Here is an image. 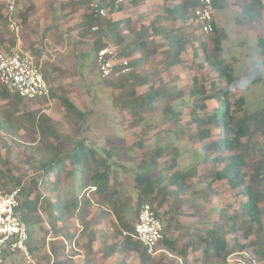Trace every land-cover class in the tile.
I'll return each mask as SVG.
<instances>
[{"label": "trees", "instance_id": "trees-1", "mask_svg": "<svg viewBox=\"0 0 264 264\" xmlns=\"http://www.w3.org/2000/svg\"><path fill=\"white\" fill-rule=\"evenodd\" d=\"M94 1L67 0L60 4L61 9L68 6L70 12L85 9L79 22V35L82 39L86 35L97 34L91 45L92 64L97 66V52L108 46V42L121 46L115 57L131 58L139 55L128 61L127 71L117 73L121 68H115L103 79V85L113 91L112 104L130 116L131 124L139 125L143 121L146 122L148 117L158 115L164 120L169 118L172 120V125L176 126L181 112L174 109L172 102L181 95L176 87L170 88L165 85L159 87L158 84L150 82L148 77L159 76L164 71L169 72L174 66L183 62L181 54L189 39L182 32L178 33V28L183 27L188 21H195L192 13L195 7L194 0H162L161 4L153 8V14L150 13L153 18L150 19L147 14L138 16V28L133 26V21L129 17L111 20L101 17L97 12L98 8L102 7L107 13H111L120 9L121 4L115 7L113 1L96 0L97 8H95L92 5ZM143 1L129 0L132 5H138ZM2 3L5 5L1 2L0 8ZM55 3L56 0H51L50 7L53 8ZM263 8L264 3L261 0H249L243 5L242 13L249 14L251 21L253 17L260 16ZM147 19L148 22L145 23ZM176 23L179 25L177 26ZM214 31H216L215 24ZM217 43L216 41L215 50L220 51L221 48ZM14 44L15 39L12 38L7 47ZM256 44L264 58V38H257ZM161 45L164 48L160 50ZM201 46L199 63L202 65V62H205L214 70L221 85L214 83L209 88H205L203 84L198 88L191 85L188 90L189 95L193 97L192 108L189 110L192 126L188 138L201 143L205 152H202L201 161L185 171L176 169L168 173L178 166L179 156L172 135L174 132L170 133V128L166 136L156 137L151 145L140 140L127 145L110 139L108 145L96 148L94 141H89L85 135V130L88 128L84 123L92 111L78 106L71 97L65 95L61 98L66 115L71 120L72 129L68 132L46 114L18 112L17 107L24 100L0 87L1 97L10 103L3 113L4 119L0 120V130L5 133H15L24 127H31L38 131L37 146L29 145L32 148L28 151L27 159L35 173L34 177H31L25 186H21L19 178L10 176L13 181L10 189L20 185L21 194L24 193L21 198L20 217L27 224L29 246L34 254L37 248L35 244L37 237H34L35 226L40 225L37 223L39 220L36 219V210L40 198L43 197L35 196L33 199L29 197L38 185L43 183L53 195V200L47 198L44 205V208H48L46 212H49L50 227L53 230L57 231L55 226L57 221L65 222L75 218L83 223L86 222L91 207L97 205L102 216H107L109 212L119 223L121 232L127 233L120 248L135 251L140 264H152L151 256L146 253L141 243L133 238V225L141 206L148 203L159 214L158 206L161 207L166 198L171 197L176 200L175 208H177L180 202L177 198L187 192L188 185H191L194 177H199V163L210 162L212 168L209 175L212 179L207 182L208 191L212 181H224L232 190L243 195L244 200L238 211L233 209L229 213L228 206L220 209V222L209 225L204 234L198 237L199 242L203 244L204 256L208 259L225 260L230 253L227 249V234L241 232L244 238H248L255 230L257 233L250 242L256 256L264 259L263 212L260 206L264 202V186H257L258 179H264V155L252 165L249 164L244 152L246 145L242 142L243 138L251 134L250 126L254 121L248 115L238 114L237 111L241 109L243 103L242 97L234 103L228 98L227 83L233 81V73L228 63L224 59L211 58L205 52L204 44ZM150 62L154 63L151 73H139L137 69ZM159 65L161 67H157ZM41 72L49 84L47 71L41 69ZM192 83H197L195 76L192 78ZM145 85L147 86L145 90L141 92L137 90V87ZM50 97H55L54 89L51 87ZM213 98L218 100V105L209 112L206 101ZM46 101V98L38 100L40 103ZM235 105L236 108L232 109ZM177 127L180 128V132H184L186 128L180 124ZM262 128L264 129V125ZM213 130H218L219 136L210 144H206L205 141L212 137ZM176 134L177 132L174 133ZM104 137L108 139L110 134L107 133ZM210 151L215 152L213 157L210 156ZM163 157L165 158L163 166H160L159 159ZM248 166L249 172L246 169ZM131 169L134 173L132 184H129L125 178L128 177ZM3 185L4 181L0 183V188ZM233 243L238 246L236 236ZM159 246L168 252L176 249V243L165 235ZM239 248H244V245Z\"/></svg>", "mask_w": 264, "mask_h": 264}, {"label": "rangeland", "instance_id": "rangeland-1", "mask_svg": "<svg viewBox=\"0 0 264 264\" xmlns=\"http://www.w3.org/2000/svg\"><path fill=\"white\" fill-rule=\"evenodd\" d=\"M161 1L144 0L138 5H132L129 0H125L122 1L120 9L107 13L105 17L111 20L129 17L133 21V26L138 28V16L147 14L150 19L153 18L152 10L156 5L161 4ZM225 1L228 5H223L224 0L222 2L216 0L213 5L216 31L205 35L198 29L195 21H188L183 27L178 28V33L182 32L189 39V43L181 54L183 62L174 66L169 72L164 71L159 76L148 77L150 82L158 84L159 87L165 85L177 88L181 97L173 101L172 104L176 111L181 112V115L176 126L172 125V120L169 118L164 120L158 115L157 117H148L146 122L143 121L139 125L131 124L130 116L112 104L111 93L113 91L110 87L103 85L105 77L101 76L97 66L92 64L91 45L97 34H89L82 39L79 35V22L84 8L73 12H70L68 6L61 9L60 4L67 0H56L53 8L50 7L51 0H16L14 11L8 14L6 6L2 3V8H0V52L5 50L12 38L15 39V43L20 41V45L25 50L33 52L38 63L40 62L41 69L47 71L49 85L55 92V97H50L44 103L24 100L17 107L18 112L46 114L69 132L72 129L71 120L66 115L61 102L63 96H69L78 106L92 111L84 123L88 128L85 130V135L89 141H94L96 148L108 145L111 142L110 139L115 142L121 141L127 145L139 140L151 145L156 137L166 136L170 128V133L177 132L176 135L174 133L172 135L175 145L178 147L179 156L178 166L168 173H172L176 169L185 171L191 165L201 161L204 151L201 143L188 138L191 134L190 126H192L189 110L193 104V97L189 95L188 90L191 85L195 88L201 84L205 88L213 86L214 83L221 85L217 73L210 69L205 62H202V65L199 63L202 52L201 44H204L205 52L211 58L224 59L230 66L233 81L227 83L228 98L234 103L242 97L243 103L237 112L239 115L250 116L254 121L250 126L251 134L242 139L243 144L246 145L244 148L246 160L252 165L264 155V129L262 128L264 125V58L256 44L257 38H264V8L259 17H253L250 21L249 14L242 13V7L247 3L245 0ZM150 13L152 14L150 15ZM9 18L17 23V29L11 27ZM144 22L147 23L148 19ZM176 25L178 26L179 23ZM216 41L221 48L220 51L215 50ZM108 44L116 53L121 49V46L111 42ZM159 48L161 50L164 47L161 45ZM138 56L134 55L131 58ZM152 64L154 65L152 62L141 65L137 70L141 74H149L152 71ZM157 67H161V65ZM193 76L197 78V83H192ZM245 78L251 80V83L246 89L241 90L236 85L237 83L242 84ZM146 88L145 85L137 87V90L141 92ZM9 104L0 95V120L4 119L3 113ZM206 105L207 111L210 112L218 105V100L209 99L206 101ZM233 108H236V105L232 106ZM179 124L186 127L184 132L179 131L180 128L177 127ZM107 133L110 134L108 139L104 137ZM218 136V130H213L212 137L205 141L206 144H210ZM37 140L38 131L31 127H24L15 133H5L0 130V183L4 181L0 191L6 192L10 189L13 183L10 176L19 178L21 186H25L29 179L34 177L35 173L27 159L28 151L32 148L29 145L37 146ZM209 154L213 157L215 152L210 151ZM164 159V157L159 159L160 166H163ZM211 168L210 162L199 163L198 178L201 179L194 177L191 180L187 192L177 198V201L180 199L177 208H175L176 200L171 197H167L161 207L158 206L164 235L176 243V249L169 252V255L159 253L151 257L152 264H264V259H259L256 256L250 242V240H254L257 233L255 230L248 238H244L241 232L227 234V249L230 253L225 260L208 259L204 256L203 244L199 242L198 237L204 234L209 225L220 222V209L228 206L227 212L231 213L233 209L238 211L244 200L243 195L232 190L224 181H212L208 191L206 185L212 179L209 175ZM249 168V166L246 168L247 172H249ZM133 173L132 169L129 170L128 177L125 178L129 184H132ZM246 180L248 181V177ZM257 184V186L263 187L264 179H258ZM90 195L93 197L92 194ZM23 196L22 192L21 198ZM35 196L43 198H40L36 210V219L39 220L37 223L42 226V231L40 226H35L37 230L35 229L34 237L36 238V235L42 237L43 235H56L57 232L50 227L51 219L49 212H46L48 208H44L47 198L53 200L52 193L42 183L32 192L29 199H33ZM260 206L263 212L264 231V202ZM91 208L96 211L99 207L93 205ZM108 214L113 218L109 212ZM110 222L111 224L107 221L102 226V229L107 230L108 227H113L111 231L108 230V233L106 231L102 233L107 237L110 236L109 232H114L117 227L116 223ZM119 233L121 244L126 235H123L121 230ZM234 236L237 237L238 246L233 243ZM104 244L100 245L102 249L106 247ZM241 245H244V248H239ZM95 246H98V243ZM93 257L96 260L102 259L100 255ZM117 260L126 264H140L135 251L128 249L115 252L114 261ZM100 262L97 261L98 264Z\"/></svg>", "mask_w": 264, "mask_h": 264}, {"label": "built area", "instance_id": "built-area-1", "mask_svg": "<svg viewBox=\"0 0 264 264\" xmlns=\"http://www.w3.org/2000/svg\"><path fill=\"white\" fill-rule=\"evenodd\" d=\"M5 3L7 13L15 9L16 0H0ZM125 0H113L117 7ZM193 16L198 29L205 35L214 32V6L212 0H194ZM93 7L97 8L95 3ZM101 17L107 15L105 8H98ZM11 27L17 29V23L11 20ZM96 29V27H93ZM19 40V39H18ZM112 47L106 46L97 52V66L101 76H109L115 68L125 72L128 58L115 57ZM0 87L23 100L50 98V85L44 79L40 62L20 41L0 52ZM21 186L15 185L9 191H0V264H40L29 246L27 224L20 217ZM164 228L160 215L154 208L145 203L141 206L133 225V238L141 243L146 253L154 257L169 252L159 246L164 237ZM123 235H127L125 231Z\"/></svg>", "mask_w": 264, "mask_h": 264}, {"label": "crops", "instance_id": "crops-1", "mask_svg": "<svg viewBox=\"0 0 264 264\" xmlns=\"http://www.w3.org/2000/svg\"><path fill=\"white\" fill-rule=\"evenodd\" d=\"M245 1L248 2L249 0ZM261 1L264 3L263 0ZM213 2L216 3V0H213ZM223 5H228L225 0ZM107 221L109 224H111L110 221L117 224L115 231L109 232V237L105 234L102 235L103 232L108 233V230L113 229L112 226L108 227V230L102 229ZM55 226L58 230L56 235H43V237L36 235L35 244L37 248L35 254L40 264H98L97 261H101L99 264H126L121 263L120 260L114 261L115 252L122 250L118 231V229H122L116 219L111 218L109 214L104 217L98 209L93 211V208H91L90 213L86 216V222L83 223L71 218L65 222L57 221ZM40 228L42 231V226ZM97 243L98 246H95ZM102 243H105L104 246L106 247L104 249L100 246ZM97 255H100L102 259H94L93 256Z\"/></svg>", "mask_w": 264, "mask_h": 264}, {"label": "clouds", "instance_id": "clouds-1", "mask_svg": "<svg viewBox=\"0 0 264 264\" xmlns=\"http://www.w3.org/2000/svg\"><path fill=\"white\" fill-rule=\"evenodd\" d=\"M250 83H251V80L245 78V80L243 81L242 84L237 83L236 86H237L238 88H240L241 90H244V89H246V88L248 87V85H249Z\"/></svg>", "mask_w": 264, "mask_h": 264}]
</instances>
